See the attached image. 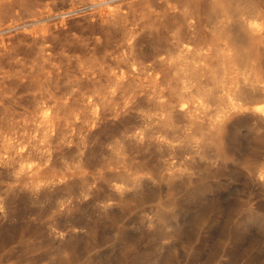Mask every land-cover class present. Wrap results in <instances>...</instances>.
<instances>
[{
  "label": "bare ground",
  "instance_id": "obj_1",
  "mask_svg": "<svg viewBox=\"0 0 264 264\" xmlns=\"http://www.w3.org/2000/svg\"><path fill=\"white\" fill-rule=\"evenodd\" d=\"M111 1L115 7L100 11L90 35L66 45L57 29L41 32L33 22L14 20L6 14L12 0H0V171L18 173L19 188L28 185L18 196L40 197L67 185L82 172V161L52 174L58 150L78 143L86 151L96 132L131 116L145 96L156 101L153 122L182 116L196 126L218 102L211 135L223 162L240 119H254L264 134V0H97L92 5ZM243 11L253 18L231 22ZM153 28L166 40L146 57L139 43ZM72 45L80 50L76 59L68 55ZM129 139L168 146L166 137L148 130ZM197 152L205 154L202 145ZM178 176L165 180L173 185ZM247 177L264 185L263 170ZM113 190L120 198L126 192L121 185ZM16 196L0 199V215L9 212ZM205 218L200 215L197 223ZM175 234L188 231L177 226Z\"/></svg>",
  "mask_w": 264,
  "mask_h": 264
},
{
  "label": "rangeland",
  "instance_id": "obj_2",
  "mask_svg": "<svg viewBox=\"0 0 264 264\" xmlns=\"http://www.w3.org/2000/svg\"><path fill=\"white\" fill-rule=\"evenodd\" d=\"M93 1L12 0L6 14L19 23L33 22L41 32L57 29L68 45L90 35L100 11L116 5L93 6ZM235 15L231 22L253 18L249 11ZM165 40L153 28L139 46L152 57ZM68 53L76 59L80 50L72 45ZM218 105L212 103L197 126L182 116L153 122L156 101L142 97L131 116L96 132L86 151L78 143L59 149L52 174L79 161L83 170L40 197L18 196L28 185L19 188L18 173L0 171V199L18 196L0 215V264H264V185L247 177L264 171V134L254 119H240L223 162L211 135ZM142 130L166 137L168 146L129 139ZM198 145L205 154L197 152ZM172 174L179 176L170 185L165 179ZM115 185L126 188L122 198ZM160 212L169 214L160 218ZM202 214L206 218L198 224ZM177 226L188 234H175Z\"/></svg>",
  "mask_w": 264,
  "mask_h": 264
}]
</instances>
